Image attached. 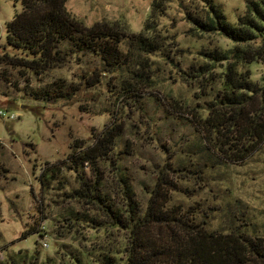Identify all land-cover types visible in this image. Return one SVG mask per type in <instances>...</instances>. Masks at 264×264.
I'll list each match as a JSON object with an SVG mask.
<instances>
[{"label": "rangeland", "instance_id": "obj_1", "mask_svg": "<svg viewBox=\"0 0 264 264\" xmlns=\"http://www.w3.org/2000/svg\"><path fill=\"white\" fill-rule=\"evenodd\" d=\"M153 1L68 0L66 9L87 28L104 25L138 34ZM249 1L167 0L156 31L159 52L142 59L140 68L128 42L120 46L123 60L128 53V68L146 76L142 82L91 51L76 53L68 43L64 64L39 76L0 63V264H75L74 257L97 264L103 255L123 258L122 232L104 235L94 228L89 218H98V211L73 193L82 182L99 178L102 192L124 209L121 177L133 201L145 206L146 192L166 164L186 168L194 178L181 181L189 193L173 192L170 205L199 204L197 219L210 231L225 233L246 224L248 232L264 235V140L243 160L228 161L211 151L205 163L208 151L202 149L209 145L194 125L197 114L205 118L203 109L222 95V74L232 62L211 54L230 55L235 46L257 49L264 43L257 32L253 40L236 43L200 29L196 20L209 17V2L235 24ZM20 12L19 3L0 0V56L9 50L7 24ZM244 69L261 87L263 64ZM60 83L61 99L35 101L29 95ZM72 89L76 93L68 96ZM83 152L91 162L83 164ZM196 168L204 174H196Z\"/></svg>", "mask_w": 264, "mask_h": 264}, {"label": "trees", "instance_id": "obj_2", "mask_svg": "<svg viewBox=\"0 0 264 264\" xmlns=\"http://www.w3.org/2000/svg\"><path fill=\"white\" fill-rule=\"evenodd\" d=\"M13 1L20 4L21 12L7 24L5 41L10 51L1 54L0 63L22 69L23 75L39 76L61 67L65 62L63 47L68 43L76 53L91 51L106 65L114 66L115 71L127 69L131 80L142 82L146 77L144 73L127 66L128 53L122 59L121 43L124 39L128 42L133 51L132 58L140 68L144 62L142 59L146 57L148 60L160 51L156 31L167 0L153 1L144 28L138 34H127L104 25L87 28L68 12V0ZM207 5L209 17L205 21L196 20L200 29L218 31L236 43L253 40L256 37L252 34L254 32L264 36V0L249 1L245 15L235 24L227 22L222 10L209 2ZM211 56L232 62L222 74V95L203 109L205 118L200 114L194 116L198 117L194 125L204 132L209 145L202 149L208 151L205 163L211 160V151L218 152L228 161H240L264 140V77L261 87L254 86L250 71L244 69L245 65L258 62L264 67V43L257 49L235 46L230 55L214 52ZM63 90L61 83L52 84L43 90L31 91L29 95L35 101H54L63 97ZM65 93L70 96L76 90ZM79 159L83 164L92 161L87 152H83ZM202 169L196 168V174H204ZM189 174L192 172L186 168H171L166 164L157 174L153 188L146 192L145 206L133 201L126 182L119 177L121 195L126 200L124 209L102 192L99 178L92 183L82 182L72 197L98 211L100 221L97 217L89 218L94 228L102 230L104 235L108 230L122 232L123 245L119 253L123 258L103 255L96 263L264 264V235L248 232L244 228L248 226L246 224L225 233L210 231L204 220L197 219L201 211L199 204L190 208L170 205L173 192L189 193L180 184L182 180L194 179ZM43 177L41 175L40 180L44 186ZM73 260L75 264H83L79 257Z\"/></svg>", "mask_w": 264, "mask_h": 264}]
</instances>
